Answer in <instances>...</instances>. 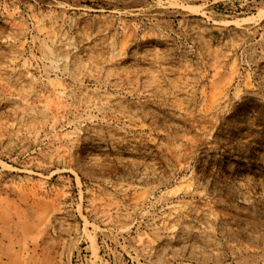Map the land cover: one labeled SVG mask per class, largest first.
<instances>
[{
  "label": "rangeland",
  "instance_id": "obj_1",
  "mask_svg": "<svg viewBox=\"0 0 264 264\" xmlns=\"http://www.w3.org/2000/svg\"><path fill=\"white\" fill-rule=\"evenodd\" d=\"M0 264H264V0H0Z\"/></svg>",
  "mask_w": 264,
  "mask_h": 264
}]
</instances>
